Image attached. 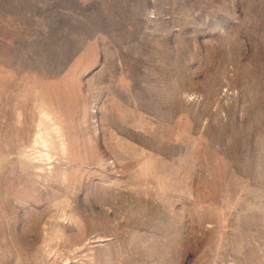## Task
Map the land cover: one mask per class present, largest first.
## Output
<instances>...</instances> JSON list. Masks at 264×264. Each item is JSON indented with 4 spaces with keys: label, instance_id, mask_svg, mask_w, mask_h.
Listing matches in <instances>:
<instances>
[{
    "label": "rangeland",
    "instance_id": "374dc122",
    "mask_svg": "<svg viewBox=\"0 0 264 264\" xmlns=\"http://www.w3.org/2000/svg\"><path fill=\"white\" fill-rule=\"evenodd\" d=\"M0 264H264V0H0Z\"/></svg>",
    "mask_w": 264,
    "mask_h": 264
}]
</instances>
